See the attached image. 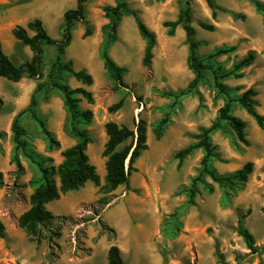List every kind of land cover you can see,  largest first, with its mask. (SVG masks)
<instances>
[{"label": "rangeland", "instance_id": "obj_1", "mask_svg": "<svg viewBox=\"0 0 264 264\" xmlns=\"http://www.w3.org/2000/svg\"><path fill=\"white\" fill-rule=\"evenodd\" d=\"M264 3V0H258ZM130 10L150 27L157 36L149 67L142 64L145 41L140 36L131 12L124 13L117 27V40L110 47V55L126 67L123 76L126 87L115 88L106 73L99 55L104 40L102 26L109 21L104 7L115 6L117 0H89L85 3L86 18L75 22L72 39L65 48L63 61H71L74 70L86 69L93 77L89 86L64 72L61 82L71 88L83 87L91 91L93 103L80 94L79 107L93 112L87 126L92 141L86 153L104 183L105 160L102 151L107 136L104 124L113 120L133 127L143 118L147 128V149L134 161L127 184L109 193L87 181L78 190H71L50 201L46 207L57 216H64L60 235L52 241L40 243L30 240L18 226V217L25 211L32 192L30 181L39 177L36 164L13 141L11 124L18 113L26 110L32 96L35 109L59 141L58 148L50 149L47 139L24 111L19 124L29 134L27 151L33 158L57 166L61 152L73 145L76 138L69 132V114L62 94L51 85L50 78L58 79L51 69L56 47L43 44V58L39 78L23 76L18 81L0 77V221L4 236L0 237V264H108L107 252L118 246L127 264H264V125L238 103L232 102L230 114L245 122V139L240 140L231 125L220 121L210 134L215 156L210 165L220 174L230 173L246 162L253 163L248 180L238 189L213 185L209 192L199 185L194 203L188 202L190 180L197 174L203 149L197 147L178 166L176 153L197 142L195 137L202 127L215 121L218 110L227 97L215 87L209 67L218 72L232 69L249 51L254 59L237 73L221 79L233 96L249 88L256 91V110L264 115V20L253 0H214L220 7L213 17L206 0H189L193 38L197 54L204 64L203 79L190 92L186 90L194 74L187 65L189 52L182 23L173 35L167 34L164 21L176 20L183 0H127ZM75 0H0V41L4 53L19 65L29 60L32 51L13 36L20 25L40 19L47 33L56 39L63 34L65 10L75 7ZM214 26L203 29L199 23ZM91 34L84 36L85 28ZM30 35L33 31L27 29ZM234 49L216 54L223 48ZM51 76V77H50ZM123 100L115 111L109 106ZM167 116L168 121L160 136L154 126ZM57 183L58 177L55 176ZM105 200L106 203L100 202ZM176 212L177 222L172 213ZM241 229L252 236L249 244ZM50 232L46 229L44 234Z\"/></svg>", "mask_w": 264, "mask_h": 264}, {"label": "trees", "instance_id": "obj_2", "mask_svg": "<svg viewBox=\"0 0 264 264\" xmlns=\"http://www.w3.org/2000/svg\"><path fill=\"white\" fill-rule=\"evenodd\" d=\"M87 1L89 0H75V7L64 11V28L60 39L51 37L40 19L29 21L26 27L20 25L16 26L12 32L13 36L24 45H27L32 51L31 58L22 64L15 65L11 62L4 53L0 41V77H5L12 81H18L23 76L33 79L39 78L42 75L43 44L56 47V55L51 69L56 73L58 79H54L50 76V82L51 85L62 94L64 105L69 114V132L76 138V142L73 145L62 150L61 155L63 159L57 166L48 165L47 161L50 159L39 161L29 154L27 149L30 136L19 124L21 113L28 111L31 119H33L43 131L47 139L48 148L53 149L60 146L59 141L54 137L53 133L45 127L44 120L38 116L35 109L36 100L34 96H32L27 109L18 113L11 124L13 141L15 142L16 148L22 149V151L36 164L40 174L37 179L30 181V185L33 189L29 195L30 205L19 215L17 221L18 226L29 236L30 240L35 243H40V241L45 238L51 242L54 236L60 235V224L56 221L62 220L65 217L54 215L46 207L48 202L59 199L61 194L68 191L78 190L83 187L87 181H91L95 186H98L100 192L104 194L115 190L119 185L127 184L131 171L136 169L133 165L135 159L139 157L142 151L147 149V128L143 118H139L132 128L124 124H119L113 120L106 121L104 130L107 139L102 151L103 156L106 158L104 165L105 175L104 183L100 185L96 167L89 161V157L86 153L87 146L92 141L87 126L92 121L93 112L89 108L81 109L79 107L80 98L78 97V94H80L88 103H93L94 99L92 93L83 87L71 88L66 83L60 81L62 80L63 73L69 72L77 81L84 85L89 86L93 83V77L86 69L74 70L71 67V61H63L65 48L70 44L72 39V29L75 22L84 21L86 18L85 3ZM206 2L212 9L213 17H215L216 9H220V7L215 4L214 0H206ZM253 3L256 10L262 12L264 20V3L258 0H253ZM104 11L109 21L101 28L104 40L101 44L99 55L106 73L115 83V88L126 87L123 76L127 73V69L116 63L110 55V47L117 40V27L121 16L124 13L131 12L135 18L138 32L145 41L142 64L146 67L151 65L153 48L156 45L157 36L135 11L130 10L127 0H117L115 6H105ZM191 22L192 15L189 0H183L179 16L176 20L163 22V26L167 28L168 35H173L177 25L182 23L189 48L187 65L194 74L186 90L179 91L177 96L172 93H166V95L169 96L173 95L175 99L179 95L190 92L203 79V68H205V66L197 54V42L193 38L196 30ZM199 25L206 30L214 29L212 24L206 22H200ZM27 29L33 31V34L30 35ZM90 34L91 29L86 27L84 36ZM233 49V47L219 49L216 51V54L228 53ZM254 57V52L249 51L242 59L233 65L232 69L224 72H218L219 67H209L213 74L215 87L220 93H223L227 97V100L223 106L219 108L217 117L211 126L206 128L202 127L200 129V132L195 136L198 139L197 142L179 150L175 155L178 159V166H180L183 159L190 154L193 149L201 147L204 152L200 161V168L197 174L191 178L185 190L188 193L189 203H194V197L199 192V185H202L209 192L213 191V185L206 181L205 176H209L213 182L220 186L234 190L242 187L252 173L253 163L250 161L233 172L225 174L218 173L210 165L211 158L215 156L214 146L210 141V134L219 127L220 121L225 120L234 129L237 137L247 142L244 132L245 122L230 114L231 104L234 101L238 102L247 113L255 119L260 127H263L264 115L260 114L255 107L257 105V101L254 98L256 91L253 88H249L240 95L233 96L230 90L221 83V79L230 75H235L237 77L242 76V73H237V70L251 64ZM1 105L2 99L0 97V107ZM122 105L123 100L121 99L109 106L108 109L109 111H115L122 107ZM167 121L168 118L165 116L154 126L153 131L156 136L161 135ZM3 135L4 132L0 131V137ZM55 176L58 177L59 183H57ZM101 201L104 204L106 203L104 199L100 200V202ZM171 216L173 217L172 223L177 222L178 226L176 227L178 228L179 223L178 220H176V212L172 213ZM46 229L50 232L49 234H44V230ZM240 233L250 244L252 240L251 234L245 229H241ZM3 236L4 225L0 221V237ZM107 259L108 264H127L121 257L120 250L116 245H111L108 249Z\"/></svg>", "mask_w": 264, "mask_h": 264}]
</instances>
